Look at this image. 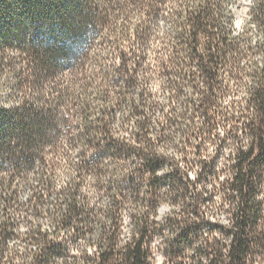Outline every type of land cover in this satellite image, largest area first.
I'll list each match as a JSON object with an SVG mask.
<instances>
[{"label": "trees", "instance_id": "1", "mask_svg": "<svg viewBox=\"0 0 264 264\" xmlns=\"http://www.w3.org/2000/svg\"><path fill=\"white\" fill-rule=\"evenodd\" d=\"M231 5L0 0V264L264 263V0Z\"/></svg>", "mask_w": 264, "mask_h": 264}, {"label": "rangeland", "instance_id": "2", "mask_svg": "<svg viewBox=\"0 0 264 264\" xmlns=\"http://www.w3.org/2000/svg\"><path fill=\"white\" fill-rule=\"evenodd\" d=\"M251 0H232V7L234 10V26L236 30H240L242 28V25L247 17V10L250 5ZM162 22V21H161ZM111 40L108 37L102 38V34L99 37V39L95 42L93 45V48L91 49L90 56L87 60V73L88 75H92L95 77V80H97L99 83L100 79H102V70L107 69L109 66H111L113 63H115L117 60L114 57L115 51L113 45L108 44ZM149 89L152 90V92H156L159 89L158 82L157 81H151V83L148 85ZM97 106V105H96ZM78 126V125H77ZM75 125V132H79V129ZM116 127V126H115ZM166 154H170L172 152L171 149H165ZM225 150H223L221 156L225 154ZM62 155V154H61ZM58 158H61L60 156ZM223 159V157H219V162ZM69 173V169H67L64 165L59 164V166L56 168L55 176H56V188L61 186L64 182V177L66 174ZM194 173H190V178L193 179ZM82 191L84 193H87L92 201H96L93 195V191L90 187V182L87 179L83 185H82ZM30 193L28 189H24L20 195L21 199L25 200L29 197ZM99 204H102V200ZM168 204L164 203L160 206L158 210V218H162L165 216L169 211ZM122 218V239H126L128 237L129 231H130V219L129 215L126 211L122 212L121 215ZM211 221L218 222L222 225L228 224V216L226 214H223L222 212H219L214 218H212ZM40 222L43 226V228L50 227V222L48 220V217L46 215H43V217L40 219ZM26 229V225L22 224L20 230L24 231ZM161 242L160 238H157L153 242L154 249L159 248V243ZM83 244V243H82ZM81 244V246H83ZM84 247V246H83ZM159 251V250H158ZM154 264H163L164 258L161 254V252H156L154 256ZM254 264H264V263H254Z\"/></svg>", "mask_w": 264, "mask_h": 264}]
</instances>
